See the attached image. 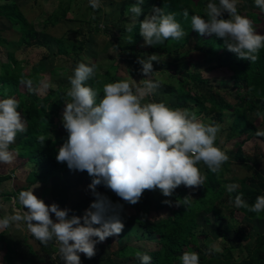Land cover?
I'll list each match as a JSON object with an SVG mask.
<instances>
[{
    "label": "clouds",
    "instance_id": "obj_1",
    "mask_svg": "<svg viewBox=\"0 0 264 264\" xmlns=\"http://www.w3.org/2000/svg\"><path fill=\"white\" fill-rule=\"evenodd\" d=\"M144 4L145 0H135L129 5L130 23L125 29L132 32L139 23L142 47H154L169 40L179 42L188 35L173 13L166 14L163 8L154 5L145 14ZM254 4L264 11V0H254ZM88 6L95 12L101 2L88 0ZM203 13L204 16H191V30L200 36L222 40L223 46L238 59L250 63L259 59L264 49V34L257 33L253 22L239 13L238 0H208ZM183 17H189L187 8L183 10ZM132 42L130 39L129 43ZM136 62L142 66L137 71L146 77L138 82L133 78L121 79L104 83L102 88L95 87L88 81L95 80L97 66L84 62H79L67 77L69 87L64 89L60 118L67 136L56 150L55 160L70 171L86 172L91 178L86 191L93 199L82 215H76L71 208H61L55 202L46 204L33 189L21 190L13 197L14 204L20 207H13L11 214L0 218V230L23 224L41 245L52 244L57 248L52 259L59 257L60 264H82L80 254L87 259L94 258L97 244L123 232L124 205L119 201L135 205L145 191L158 190L169 198L162 203L188 205L190 196L175 202L170 198L180 186L193 190L204 186L206 176L199 168L201 163L210 172L220 174L222 166L230 159L216 145L221 125L215 121L204 122L194 109L174 108L165 100L153 99L162 86V81L151 78L157 72L153 62L159 63V57L156 53L147 54L138 56ZM20 83L29 92L36 90L31 79L22 78ZM19 107V100L14 96L0 98L2 165L14 163L18 153L11 146L16 143L18 134L28 132L27 119L17 110ZM256 115L264 119L259 111ZM255 136L264 137V129H258ZM36 139L44 145L48 136L40 133ZM99 187L119 199L114 202L98 191ZM224 188L229 194L237 193L234 198L230 197L235 208L258 216L264 212V195L257 196L249 205L243 194L238 193V183H229ZM220 251L222 249L213 244L207 254ZM135 257L140 264L152 262L147 253L137 251ZM179 259L180 264H200L196 252L185 251Z\"/></svg>",
    "mask_w": 264,
    "mask_h": 264
},
{
    "label": "trees",
    "instance_id": "obj_2",
    "mask_svg": "<svg viewBox=\"0 0 264 264\" xmlns=\"http://www.w3.org/2000/svg\"><path fill=\"white\" fill-rule=\"evenodd\" d=\"M2 2V3H1ZM0 2V16H3L16 25L18 38L13 41H6L0 37V45H2L5 52V63L0 66V93H4L11 96H19V91L16 86V79L20 76L22 78H28L29 76H23L19 74L18 64L16 59L13 57V50L15 47L21 44H35L42 43V40L38 36V32L35 31L17 10V7L12 3V0H1ZM208 2V1H207ZM202 5L205 0H199ZM65 10L53 11L46 18V21L42 24V28L47 25H52L59 18L64 17ZM139 27L138 23L134 26V30L130 34V39H133L132 43H123L117 46L118 49H132L137 39L139 38ZM257 33L264 34V25L259 29H255ZM207 39L209 42H216L218 53H213L214 58L219 61H226L225 68L228 71L230 78L233 80V103L232 105H225L220 103L214 94L215 91L208 89L204 94L199 95L194 91L191 95L188 92L195 87V81L193 77L199 76L197 73H187L183 64H179L177 61L176 65H181V74L179 75V83H177V93L175 99L180 100L181 103L178 105L179 108H185L188 103L184 100L188 97L195 103V100L202 101L208 100V107L204 108V115H207L208 122L215 121L219 122L223 118L221 110L227 109L229 116L228 130L230 135L242 136V138L233 144L234 150L229 158L232 161H238L245 167H252L255 164L254 159H244L241 155L240 146L249 137H256L255 132L258 130L252 120L248 118V113L256 116L259 111L264 114V49H261L259 53V59L250 63L248 60L238 59L236 54L229 52L224 46L223 41L215 38L214 36H201L199 41ZM56 52L63 51V39L59 38L55 40ZM168 41L164 44H157L154 47H149L147 52L156 51L164 52ZM19 43V44H18ZM82 41L77 42L72 48L71 43L66 45L67 51H74L75 53L80 52L82 47ZM201 49V47H198ZM215 54V55H214ZM174 57L179 58L176 50H174ZM178 65V66H179ZM139 68L134 67V71ZM109 79H113L112 75H108ZM181 78V79H180ZM63 87L49 90L43 97L33 96L31 99L22 100L18 97L20 107L17 109L27 119L28 132L21 134V142L18 145L11 147L15 151L22 152L25 158V162L32 165L27 173L26 177L35 176L37 179L57 178L58 174L65 164L57 163L55 160L56 145L58 146L61 142L66 139L67 133H59L56 127V121L54 114L56 109L51 108V104H60L65 100ZM172 86L166 85L163 89L161 96L156 95L153 99H164L170 96ZM164 97V98H163ZM195 98V100L193 99ZM158 101V100H157ZM220 104V105H219ZM210 107V108H209ZM224 109V110H225ZM40 133H46L48 140L45 141L44 145H41L36 136ZM259 141L264 143V137H256ZM229 162V161H228ZM225 163L222 166V171L217 176L215 173L210 172L206 169V180L204 186L195 189V196L191 197L187 189L184 186L178 187L174 195L170 198L175 202L177 199L182 200L186 196H190V203L188 205L180 204L176 206L173 203L172 206L157 201L154 203L156 211L164 209V214L160 216L154 223H146L143 217L136 215L132 220L136 225L146 232L148 235H155V249L148 251L147 254L152 257L151 264H180V257L185 251L196 252L199 254L200 264H264V231H256L251 238V242L248 243L249 232L242 230L241 221L247 226H251V221H255V225L258 227L262 226L264 222V212L260 213L259 216L255 213L249 212L246 209H237L230 203V197L234 198L237 193L229 194L226 192L224 185L229 183H238V193L243 194V198L248 202L249 205L253 204L257 196L264 195V172H261L253 168L249 175H245L241 178L233 177L228 168L229 163ZM35 168V169H34ZM82 173V172H81ZM82 174H87L83 172ZM88 175V174H87ZM7 178V176H0V179ZM43 179V180H42ZM88 182H91V178L88 176ZM86 182L87 184H89ZM98 191L104 192L114 202L119 198L110 191H106L103 187H99ZM144 205L148 203V197L143 196ZM169 199V198H164ZM124 205V201H119ZM182 203V202H181ZM206 209L207 212L214 217L216 221H220L215 227L220 231L219 235L224 239L220 252L208 253L206 244L198 243L199 240L197 235L200 237L205 236L203 233L196 234L197 223L195 218L197 214ZM239 213L243 218L248 221H243L235 218V214ZM237 219V220H236ZM204 221H208L207 216L203 217ZM250 220V222H249ZM240 221V222H239ZM251 223V224H250ZM202 232V231H201ZM229 234H233L236 242H230L228 238ZM3 255L5 260H9V248L7 244ZM48 246L50 251H44L46 257H50L51 254L55 255V248ZM137 249L131 246H122L118 249L115 254L118 256L131 257ZM180 252V255H179ZM240 254V256H238ZM52 256V257H53ZM93 259L96 260L94 257ZM54 264H60L59 257L52 259ZM87 260V258L82 259Z\"/></svg>",
    "mask_w": 264,
    "mask_h": 264
},
{
    "label": "crops",
    "instance_id": "obj_3",
    "mask_svg": "<svg viewBox=\"0 0 264 264\" xmlns=\"http://www.w3.org/2000/svg\"><path fill=\"white\" fill-rule=\"evenodd\" d=\"M169 1L170 0H145V4L143 5L145 9V14L149 13L154 5L163 8V11L166 14L171 13L170 10L174 7L173 4H171ZM100 2V9L95 11L96 13L93 14L94 11L91 7L88 6V1L86 0H12V3L17 7V10L25 18L27 23L35 31L38 32V36L42 40V43L40 45H44L45 42H47V44L48 42H52L54 47L51 51L48 49V52H45L44 55L46 59L49 55H53L54 58H56L57 60H64L65 62L68 61L70 65L73 66V68H75V66L79 62H84L88 65L95 64L97 66L95 80L88 81L89 84H92L95 87H102L104 83H108V73L110 74V70H107L108 67L113 69L110 74V76L112 75L113 79L109 80L110 82L116 79L115 71L116 69L119 70V68H124L125 71H132V73L134 72L133 74H135V76L140 77L142 79L145 78L141 76L138 71H134V67H142L135 61L137 55L134 54L133 58H129L128 52L129 50H131L130 48L125 50L117 48L118 45L127 43L130 38L129 36L131 32H127L125 31V29L127 27V24L130 23V14L128 13V7L129 5L134 3L135 0H100ZM62 9L65 10L64 17L59 18L52 25H47L45 28H42V24L46 21V18L49 14H51L53 11H60ZM93 16H95L94 19ZM178 16L181 18L183 17L182 15ZM143 18L144 17L142 15L140 19L142 20ZM92 22L94 23V27L96 28L99 24H104L102 26L104 28L112 27L111 31H117V34H99V31H97V29L87 33L89 25ZM43 29L48 30L46 31ZM10 30L11 32H14V36L18 33L16 31V25L11 24L9 19L0 16V32H6L3 35L5 37H2L1 35L0 37L4 38L6 41H10L11 39L7 37ZM71 32L75 33L77 36H69ZM59 38L63 39V53L56 52L57 45L55 40ZM76 41L83 42L80 52L75 53L73 50L67 51L68 47L65 46L70 44V42ZM142 41L143 39L139 35V38L136 42L137 45L139 46ZM47 44L46 46H48ZM21 45L17 46L15 49L21 48ZM46 46L45 48H47ZM50 47L52 46H49L48 48ZM113 47L115 49H113ZM72 48L75 49V46L72 45ZM112 49L116 51H113ZM166 52H168L167 47L165 48L164 52H144L146 54L156 53L159 57V63L153 62L154 71L157 72L152 76V78H155L156 75H158L160 72H165L166 69L172 67L171 65H168V61H170V58H166ZM115 54L118 55L119 59L117 61L120 62L116 63V61L114 60V62L111 61L113 63L110 64L111 62H108V60L115 59ZM14 58L16 59V57ZM3 59L4 61H0L1 67L5 63V53L3 54ZM16 61L17 64L21 66L26 60L22 58H17ZM44 68L43 70H46ZM65 68V65L59 64L55 65L52 69H50V71L48 70L46 72L56 73L59 70L66 71ZM96 81H99V83H96ZM167 85L173 87V83H167ZM175 85L177 86V84ZM16 86L18 91L20 92L22 85L16 82ZM5 95L7 94L0 93V98H4ZM184 100L186 101V103H188L185 108L192 109V106H194L193 101H191L188 97H186ZM21 138L22 135L18 134L16 137V143L13 144L11 147L18 145V143L21 142ZM241 138L242 137L240 136L239 139ZM233 143L234 141L232 142V144ZM12 150L15 151V149ZM25 161L26 160L24 158L23 153L18 152L17 159L14 161L13 164H0V176H7V178L0 179V218L5 215L11 214L13 207H20L18 203L14 204L13 202V197H16L19 191L30 189H33L34 194L38 198L43 199L46 204L50 205L53 202L57 204L62 203L60 205L61 208L68 207L74 210V213L78 212L79 215H82L84 210L83 208L81 210L79 206L86 200L88 203H90L93 199L89 192L84 198L78 193V190L82 188L83 185H88L86 183L88 182L87 174H82L81 172H79L78 175H73L71 173L72 171H70L68 168H63L58 174V183L53 184L55 185L54 187L53 185L51 186V179H46L44 182H38L36 185L32 184L30 181H28L26 185H22V182L24 181L23 179H21L20 174L23 168L28 165V163ZM26 176L27 173H25L24 177L22 178H24L25 180ZM63 179H65L66 181L68 179L73 180V182L75 183L74 188H69L68 192L67 190L64 192L65 195L64 193H62L64 191V188L60 186L61 182H63ZM47 182H49V184ZM46 183L48 184L47 186ZM63 183L65 185V182ZM59 189L61 191H59ZM159 193L160 192L158 190L145 191L143 196L146 195L148 197V203L146 205H144L145 198L142 196L141 200L137 204L133 205L136 208L133 217H129L128 215H124V213H122L125 227L123 232L119 236L115 237V240L113 241L114 245L112 246V243H109L108 238L104 242L97 244L95 255L96 260L93 258L82 260L85 259V256L83 254H80L82 264H124V262H126V260L128 259H130L129 264H140V261L136 259V257L132 262L136 252L131 257H117L115 252H117L120 247L126 245L134 247L137 249V251H140L142 253H147L148 251H153L155 249V235H148L146 232L140 229L138 225H136L132 220L138 214L145 219V222L149 220L148 223H154L158 217L154 216L153 213L158 214V212L155 210L153 205L155 202L162 201L165 198L157 196L160 195ZM61 195H64V202L61 201ZM55 196L57 197L55 198ZM88 205L85 207V209L88 207ZM163 210H165V208ZM72 214L73 213H69V215ZM6 244L9 248L8 262L3 258L6 249ZM51 247H54L55 252H57V248L54 245H52ZM47 250L50 251L48 247H44L40 244L39 241L35 240V238L31 236V234L27 231L26 227L23 224H21L19 227L13 226L8 229L0 230V264H54V261L52 260L53 254H51L49 258L44 255V251Z\"/></svg>",
    "mask_w": 264,
    "mask_h": 264
},
{
    "label": "rangeland",
    "instance_id": "obj_4",
    "mask_svg": "<svg viewBox=\"0 0 264 264\" xmlns=\"http://www.w3.org/2000/svg\"><path fill=\"white\" fill-rule=\"evenodd\" d=\"M207 1L208 0H205V3H203L202 5L199 3V0H185V1L170 0L169 1L171 4H173V7H174L173 9L170 10V12L175 15L177 22L181 24L182 29H184L188 33V35L179 42H175V41H171V40H169L167 42L166 45H168L167 46L168 52L165 53V56L167 59L170 58V61H168V65H171L172 67L166 69L165 72H160L158 75H156L155 78H152V77L151 78L162 81V86L158 90V94H157L158 96H161L163 94V89L167 85V83H173V87L170 91L171 95L167 97L168 99L165 98L164 100L169 104V106L174 107V108L178 107L177 105L180 104V102H181L180 100H177L174 97V96H176V93H177V88H176L177 86L175 84L180 82L179 81V75L181 74V65H179V64L184 65L187 73L199 74L198 78L197 77L192 78L196 84H195L194 89L191 88V90L188 92L189 96L194 91L198 95H199V93L202 95L204 93H207L206 91L208 89H212L213 91H215L216 94H214V95L220 103H225L226 106L232 105V103H233V96H232L233 80L230 78L228 71L225 68L226 61H224V60L219 61L218 59L214 58V56L212 55L213 53H215V54L218 53V49L216 48V46H217L216 42H209L207 39L199 41L201 36L198 33H196L194 30H191V16L194 14H199L201 16H204L203 8L206 5ZM185 8H187L189 11L188 19H185L184 17H182L183 18L182 19L181 17L178 16V15L183 16V10ZM238 11L241 15L248 17L253 22L255 29H257V28L259 29L260 27H262L264 25V11H261L259 8H257L255 6L254 0H238ZM94 13H96V12H93V14ZM225 18H227L226 13H225ZM103 25L104 24H99L98 25L99 27L97 26V28H96V27H94V23L92 22L89 25V29H88L87 33L92 32L93 30L97 29V31H99V34H104V35L105 34H107V35L117 34V31H111L112 27L104 28V27H102ZM43 30L47 31L48 29H43ZM83 30H84V25H83ZM104 31L107 33H105ZM120 32H122V31H120ZM4 33H6V32L1 31L0 35L2 37H5V36H3ZM69 36H77V35L75 33L71 32ZM7 37H9L11 39V41L17 40L18 33L15 34V36H14V32H11V30H10ZM80 39H81V37H80ZM129 40H130V38H129ZM70 43H71V45L74 46L77 43V41L76 42H70ZM46 44H47V42H45L44 45L43 44L40 45L39 43L28 44V45L23 44V45H21L22 47L19 49H15L16 47L14 48V50H13L14 57H16V59L22 58V59L26 60L25 62H23V64L21 66L17 65L19 74H21L23 76L32 75L31 77L23 78V79L33 80L34 81V88L36 89L33 92H29L28 88L20 83V80L22 79V77L20 76V78L18 77V79H16V82L20 83L22 85V87H21V91L18 93L19 96H17V97L14 96L15 98L18 99V97H19L20 99H22L24 101L31 99L33 96L40 98V97L45 96L47 93H49V90L56 89L58 87H63L65 89L67 87H69L67 77L72 74V70L74 69L73 66H71L68 61L65 62L64 60H57L56 58H54L53 55L52 56L49 55L50 57L48 56V58L46 59L45 55H44L45 52H48V49L51 51L54 47L52 42H48V44H47L48 46H46ZM142 45H143V41L140 43L139 46L136 43L135 46L133 47V49L129 50L128 57L133 58L134 54H136L137 55L136 59H135V61H136L138 56L143 57V56L147 55L144 52H147L148 47H151V46H143L142 47ZM45 46L47 48H45ZM49 46H52V47L48 48ZM198 47H201V49H199ZM113 49H115V48L113 47ZM174 50H176V52L178 54V57H179L178 59L174 57ZM113 51H116V50H113ZM5 52H6L5 48L2 45H0V54H1L0 55V61H4L3 54ZM151 52H149V53H151ZM140 53H142V54H140ZM114 57H115V59H109V60L107 59L108 62L109 61L114 62V60L116 61V63L120 62V61H117L119 59L118 55L115 54ZM177 61H179L178 62L179 66L176 65ZM113 62H111L110 64H112ZM59 64L65 65L66 71H64V70L58 71L57 70L58 72H56V73H50V72L47 73L46 72L48 70L50 71V69H52L55 65H59ZM51 65H52V67H51ZM37 66L40 68H38ZM43 68L46 70H43ZM40 69H42V70H40ZM107 70H110V74H111V71H113V69H111L110 67H108ZM133 73H132V71H125L124 68H119V70L116 69V71H115L116 79L112 80L111 82H115V81L121 80V79L131 80L132 78L138 82L140 79H142L140 77L135 76V74H133ZM110 74L108 73V75H110ZM107 82L110 83L109 80H107ZM44 84H48L49 87L44 88L43 87ZM102 94L103 93L101 92V95ZM20 99H18V100H20ZM193 99L195 100L194 97H193ZM157 100L159 101L162 99H157ZM208 102L209 101L205 100V99L203 100V102L195 100V103H193L194 106H192V109L196 110L197 116L200 119L204 120V122H206V123L208 122V117H207V115H204L203 112H204V108L208 107ZM63 103H64V101L61 102L60 104H51V101L49 102V105H51V108L56 109V113L54 114V118L56 121L57 130L59 131V133H65V130L62 127L61 119H60L61 114H62V110L64 107ZM224 109L221 110V113L223 114V118L220 119L218 122L221 125V131L218 134L216 145L218 147H220L223 151H225L227 153V155L229 156V155H231L230 153H232V151L234 150L233 144L240 140L239 139L240 136L230 135V133H229L230 131L228 130V126H227L229 123L230 113L228 114V111H226L227 109H225V110ZM248 118L250 120H252V122L254 123V125L256 126L257 129H264V119H261L257 115L254 116L251 113H248ZM232 137H233V140H232ZM233 141H234V143L232 144ZM62 143L63 142H61L58 146L56 145V148L58 149V147ZM240 150H241L240 153H241L242 157H244V159H254L255 164H254V166L252 165L251 168L250 167L247 168L243 164L239 163L238 161L237 162L232 161V159L230 158L229 162H228L229 163L228 168H229L230 174L233 177L238 179V178H241L245 175H249L253 168H255L261 172H264V143L259 141L256 137H249L241 144ZM18 152L19 151H17V153ZM31 166L32 165H30V164L25 166L23 168L21 174H20L21 179H23V181H24V182H22L23 183L22 185H26V183H28V181H30L34 185H36L38 182H41L40 181L41 179H37V177H35V176H31L30 178L26 177L25 180H24V178H22V177H24L25 173H28ZM65 168H67V166ZM199 168L201 170V173L205 175L206 166L203 163H201L199 165ZM71 173L73 175L79 174V172H73V171ZM45 180L46 179H44L42 182H44ZM63 182H65V185ZM63 182H61V184H60V186L62 188H64V191L62 193H64L66 190L68 192L69 188H74V186H75V183L73 182V180L68 179L66 181L65 179H63ZM47 183L49 184V182H47ZM47 183H46V186L48 185ZM57 183H58V178H51V186L53 184H57ZM54 186L55 185H53V187ZM86 189H87V186L83 185V187L78 190L79 195L80 196L82 195L83 198L88 193V191H86ZM186 189H187L188 193L191 195V197L195 196L196 193L193 189H189V188H186ZM59 191H61V190L59 189ZM159 194L160 195H157V196H160L162 198L163 196L161 195V193H159ZM64 195H65V193H64ZM64 195H61L62 196V200H61L62 202L65 201L64 197H63ZM56 197L57 196H55V198ZM86 202H87V200L79 206L81 210H82V208L84 210L85 207L89 204L88 202L86 204ZM61 204L62 203H59V205H61ZM84 204H86V205H84ZM134 211H136V208L133 205L124 203V210H123L124 215H128L129 217H133L134 213H135ZM157 212H158V214H156V213H153V214H154V216H156L158 218L165 213L163 209H160ZM75 213H76V215H79L78 212H75ZM240 215L241 214L236 213L234 217L239 219L240 221L241 220L248 221V219H245V218H243V216H240ZM204 216H207L209 218V220L204 221L203 220ZM156 217H154V218H156ZM148 221L149 220H147L146 222L148 223ZM195 221L197 223L196 224L197 228L195 230V233L196 234H199V233L205 234V236H203V237H200L199 235H197V237H198L197 240H199L198 243L206 244L207 247H210L213 244H215L216 246L221 248L222 245L224 244V239L221 238L220 236H218L220 231L218 229H216V227H215V225L219 224L220 221H216L214 219V217L210 214V212L206 211V209H203L202 211H200L197 214ZM249 222H250V220H249ZM240 223H241L240 227L242 226V230L245 232H247V231L249 232L248 234L250 235V237L248 238V243L251 242V240H252L251 238L256 233V231H264V222L262 223V226L258 225V227L255 225L256 224L255 221H251V223H253V224L250 223L251 226H248V225L246 226L242 221ZM138 227L140 228V226H138ZM227 239H229L230 242H236L233 234L232 235L229 234ZM114 240H115V237H109L108 238V241H109V243H112V246L114 245V243H113ZM179 255H180V252H179ZM238 256H240V254ZM134 259H135V256H134L132 262L134 261ZM129 263H130V259H128V260H126V262H124V264H129Z\"/></svg>",
    "mask_w": 264,
    "mask_h": 264
},
{
    "label": "built area",
    "instance_id": "obj_5",
    "mask_svg": "<svg viewBox=\"0 0 264 264\" xmlns=\"http://www.w3.org/2000/svg\"><path fill=\"white\" fill-rule=\"evenodd\" d=\"M86 1H88V0H86Z\"/></svg>",
    "mask_w": 264,
    "mask_h": 264
}]
</instances>
